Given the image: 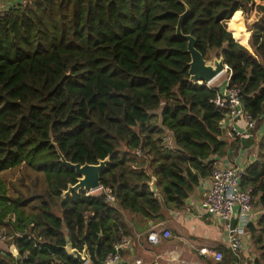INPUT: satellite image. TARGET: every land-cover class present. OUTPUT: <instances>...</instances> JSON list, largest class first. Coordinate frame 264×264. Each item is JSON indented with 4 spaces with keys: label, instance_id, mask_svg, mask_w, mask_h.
<instances>
[{
    "label": "trees",
    "instance_id": "16d2710c",
    "mask_svg": "<svg viewBox=\"0 0 264 264\" xmlns=\"http://www.w3.org/2000/svg\"><path fill=\"white\" fill-rule=\"evenodd\" d=\"M179 21L205 60L228 66V87L256 120L246 139L225 135L220 88L190 79ZM261 127L264 0H31L0 15V174L22 168L10 190L0 177V227L20 264H81L67 242L102 264L131 234L127 213L155 222L162 205L182 207L216 157L239 147L257 146L241 187L264 208ZM56 147L73 163L108 157L99 181L114 202L104 189L64 196L77 175ZM247 230L250 264H264V212ZM0 264L15 255L0 247Z\"/></svg>",
    "mask_w": 264,
    "mask_h": 264
},
{
    "label": "crops",
    "instance_id": "0c3cea01",
    "mask_svg": "<svg viewBox=\"0 0 264 264\" xmlns=\"http://www.w3.org/2000/svg\"><path fill=\"white\" fill-rule=\"evenodd\" d=\"M24 0H1L0 10L23 2ZM248 34V33H247ZM244 34V35H247ZM227 77L228 71H225ZM227 80L220 85L223 86ZM212 84V83H211ZM210 84V85H211ZM239 124H242L240 122ZM222 128L225 135L232 136L229 132V122L226 118L222 121ZM264 133V128H260L252 138L260 139ZM233 137V136H232ZM234 138V137H233ZM169 145L172 139L169 138ZM251 148V149H250ZM258 159V149L256 145L243 149L239 147L233 157H216L215 165L229 166L237 165L246 168L249 164ZM209 176L200 180L198 186L189 193L182 207L178 209H166L162 205V218L157 221L141 220L137 215L127 213V222L131 234L122 238L125 245L120 249L121 260L118 264H133L135 259H140L143 264H217L211 254H203L201 248L210 251H220L223 258H232L231 253L226 247V231L223 221L213 215L203 213L200 201L209 187ZM258 214L264 212L260 205L256 206ZM162 229L170 232L169 237L160 235L159 242L154 244L147 239V234L151 230L161 231ZM244 250L254 255L251 237L248 230L243 235ZM2 249H7L14 255L17 251L14 247L6 243H0ZM229 261V263H230ZM90 264V260L87 262Z\"/></svg>",
    "mask_w": 264,
    "mask_h": 264
},
{
    "label": "built area",
    "instance_id": "2783aa9c",
    "mask_svg": "<svg viewBox=\"0 0 264 264\" xmlns=\"http://www.w3.org/2000/svg\"><path fill=\"white\" fill-rule=\"evenodd\" d=\"M29 1L31 0H24L23 3ZM2 13L4 10H0V15ZM208 86L210 85L208 84ZM217 87L220 90L215 95L213 103L217 107L227 109L225 118L229 122L230 134L239 141L246 139L256 127V120L244 109L239 89L228 87L227 82L223 86ZM240 122L242 124H239ZM244 172L245 168L237 165H215L209 175V187L200 201L203 213L216 216L223 221L226 231V247L232 255L229 264H250L255 258V255L252 256L244 250L243 235L248 226L255 224L259 217L252 188L241 187V177ZM102 189L106 193V200L114 202V196L110 189L101 186L98 190ZM160 235L169 237L170 232L165 229L151 230L147 234V239L156 244L159 242ZM9 239L10 237L5 234V231L0 229V242ZM125 244L124 239L114 244L113 251L104 256L102 264H118L121 260L120 249ZM200 252L211 254L215 262H221L223 259L222 252L217 250L210 251L201 248ZM133 264H143V262L140 259H135Z\"/></svg>",
    "mask_w": 264,
    "mask_h": 264
},
{
    "label": "water",
    "instance_id": "95a60500",
    "mask_svg": "<svg viewBox=\"0 0 264 264\" xmlns=\"http://www.w3.org/2000/svg\"><path fill=\"white\" fill-rule=\"evenodd\" d=\"M176 35L187 40V51L189 52L191 57L188 69L191 80H194L195 82L198 81V84L204 83L208 85L207 82L211 81L219 72H221L223 69H225V71L228 69V66L224 64L221 57L216 58V62L214 65L207 63L201 52H199L195 47V38L192 35H184L181 33L180 21L176 26ZM53 145H55V143H53ZM56 151L59 157V161L68 168L73 169L77 175L76 182L68 184L67 188L62 191V194L64 196L70 195L72 192H79L80 190L91 193L101 187L99 181L100 171L109 161L108 157L99 159L97 163L80 164L66 160L57 147ZM155 189L156 187L153 178V182L151 183V190L155 191ZM65 250L67 251L68 255L77 258L81 264H87V262L89 261V256L87 254L86 248H83L82 251H78L77 249L73 248L69 242H67V244L65 245ZM15 258L16 264H20L18 253L15 255Z\"/></svg>",
    "mask_w": 264,
    "mask_h": 264
},
{
    "label": "rangeland",
    "instance_id": "374dc122",
    "mask_svg": "<svg viewBox=\"0 0 264 264\" xmlns=\"http://www.w3.org/2000/svg\"><path fill=\"white\" fill-rule=\"evenodd\" d=\"M240 34H247L248 33V31H244V30H242V31H240L239 32ZM214 59H216V57H213L212 56V58L211 59H209V60H206L207 61V63H210V64H212V62H213V60ZM227 74L225 73V71L224 72H222L220 75H218L217 77H216V79L212 82V84L210 85V86H220V85H222L226 80H227ZM261 133H262V135H264V133H263V131L261 130ZM170 134V133H169ZM171 135V134H170ZM264 137V136H263ZM256 139H257V137H256ZM260 140V139H259ZM258 140V141H259ZM168 141H169V139H168ZM251 149V148H250ZM22 173V168L21 167H18V168H16V170H15V173L13 174L11 171H5V172H3V173H1L0 174V177L6 182V184H7V187H8V189L10 190V182H16V180L18 179L17 178V176L18 175H20ZM32 174V173H31ZM30 178H28L27 180H29ZM100 192V190H95L94 192H91V193H93V194H97V193H99ZM255 206H257L256 204H255ZM0 229H2V230H4L5 231V228L4 227H0ZM4 244H5V242H4Z\"/></svg>",
    "mask_w": 264,
    "mask_h": 264
},
{
    "label": "bare ground",
    "instance_id": "6f19581e",
    "mask_svg": "<svg viewBox=\"0 0 264 264\" xmlns=\"http://www.w3.org/2000/svg\"><path fill=\"white\" fill-rule=\"evenodd\" d=\"M215 62H216V59H214L213 60V62H212V65H214L215 64ZM225 71V69H223L221 72H219L211 81H209V82H207L208 84H211L215 79H216V77L218 76V75H220L222 72H224Z\"/></svg>",
    "mask_w": 264,
    "mask_h": 264
}]
</instances>
